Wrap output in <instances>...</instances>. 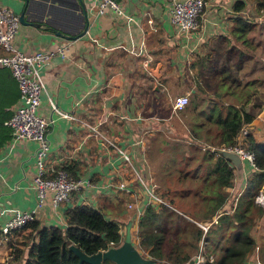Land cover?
Masks as SVG:
<instances>
[{
	"label": "crops",
	"instance_id": "0c3cea01",
	"mask_svg": "<svg viewBox=\"0 0 264 264\" xmlns=\"http://www.w3.org/2000/svg\"><path fill=\"white\" fill-rule=\"evenodd\" d=\"M205 1L197 27L177 34L169 23L167 0H117L120 13L108 8L99 13L94 0H0V5L17 14L23 10L27 23H19L13 38L18 49L30 53L64 48L63 56L54 54L40 68L44 91L36 111L46 120L52 119L46 135L47 160L56 159L68 166L72 175L89 182L56 208L51 206L48 192L35 214L39 225L64 227L65 209L88 203L99 208L107 219L123 224L131 220V238L132 232H136V210L142 212L145 197L120 157L111 148H103L83 122L95 126L124 148L141 173L152 179L146 162L147 149L156 142L158 132L208 146L207 140L214 139L218 130L212 120V108L227 102L223 100L224 93L230 99L233 97L234 84L240 89L252 82L247 91L251 90L253 96L260 91L264 96V42L253 56L236 46V39L230 34L233 17L254 16L253 2ZM259 12H255L257 19L264 16L262 8ZM250 21L255 22L254 18ZM249 42L247 38L243 46L253 48ZM239 49L242 58L237 57ZM245 66L248 70L243 82L237 83L234 77L229 81V72ZM8 85L2 82V91ZM11 85L16 89L14 82ZM260 87L262 91L258 90ZM180 94H186L188 102L177 112L168 100ZM48 99L57 110L72 118L58 116ZM14 103L5 108L0 103L2 114L8 110L11 113ZM181 110L183 114L177 117ZM246 132L264 142V98L255 117L246 124ZM9 142L7 130L0 127V226L9 215L6 208L28 209L35 204V143ZM251 171L252 167L243 160L240 168H234L220 210L230 211L234 207ZM120 181L129 185L128 191L115 187ZM128 202L130 208L126 207ZM263 225L264 219L256 227L264 229ZM255 231L253 234L258 235L259 230ZM26 233L21 227L6 238L0 237V264L10 258L16 243L25 240ZM240 264H263L257 258V248L248 252Z\"/></svg>",
	"mask_w": 264,
	"mask_h": 264
},
{
	"label": "trees",
	"instance_id": "16d2710c",
	"mask_svg": "<svg viewBox=\"0 0 264 264\" xmlns=\"http://www.w3.org/2000/svg\"><path fill=\"white\" fill-rule=\"evenodd\" d=\"M243 2L238 0L234 4ZM232 21L230 34L245 45V34L254 28L255 22L240 15L233 17ZM237 57H243L240 49ZM2 82L9 84L4 91ZM13 82L15 84L9 71L0 67V103L3 108L17 102L18 91L16 84L13 90ZM248 83L252 85V82ZM245 93L234 92L232 99L237 102L227 101L212 108V120L218 130L214 139L207 140L208 146L161 134V147L157 148L160 157L151 175L154 183L164 189L171 207L146 203L136 220L134 245L142 256L153 260L150 264H183L193 257L200 241L205 258L197 264H240L254 248H257L258 260L264 264V246H261L264 229L256 227L264 219V206L254 202V196L264 187V142L256 141L250 132L241 138L240 146L252 153L254 168L245 178L230 211L220 208L226 196L225 189L231 185L235 166L212 150L235 146L239 129L255 117L264 96L257 95L258 100L251 101L245 108L243 102L248 98ZM239 102L240 105L232 104ZM2 112L0 110V127L10 113L9 110ZM193 135L195 137V133ZM146 162L149 164L148 156ZM63 167L72 175L68 166ZM203 221L209 223L202 233L197 222ZM64 223V227L39 225L35 219L26 223L22 227L27 230L26 238L16 243L11 262L76 264V255L67 248L69 243L90 254L119 244L123 236L119 222L107 219L99 208L88 203L66 208ZM255 229L259 230L258 235L253 234ZM208 254L211 259L206 258ZM103 264L113 263L104 260Z\"/></svg>",
	"mask_w": 264,
	"mask_h": 264
},
{
	"label": "built area",
	"instance_id": "2783aa9c",
	"mask_svg": "<svg viewBox=\"0 0 264 264\" xmlns=\"http://www.w3.org/2000/svg\"><path fill=\"white\" fill-rule=\"evenodd\" d=\"M167 1L170 6L169 23L175 33L185 34L197 27L199 16L206 5L205 0ZM94 5L99 13H103L106 8L116 13L121 12L117 0H94ZM18 26L17 13L7 6L0 5V67H4L9 71L18 91L16 105L9 116L3 120L1 126L7 130L10 136V145L16 140H30L35 143L33 150L34 174L32 176L35 204L28 209L6 208L5 210L9 212V215L0 226L1 238H6L7 234L33 220L48 192H50L51 206L56 208L60 203L68 200L72 193L80 192L89 184L87 179L71 175L62 164L56 162V159L47 160L46 155L49 144L46 135L52 119L46 120L36 111L40 95L44 91L40 68L46 65L54 54L59 53L63 56L64 48L55 47L45 51L24 52L13 43ZM48 103L58 116L72 118L70 114L57 110L50 99H48ZM168 103L173 110L181 109L187 103V95H177L170 98ZM83 123L90 128L103 148H111L120 157L122 163L129 169L131 176L136 181L139 191L144 195L145 204L170 206L163 197L164 195L162 196L155 189L152 179L146 178L140 169L133 164L131 156L124 148L114 143L111 138L95 126L86 122ZM246 133V125H244L236 134L237 143L235 146L221 147L235 152L241 160L246 161L249 166L254 168L252 153L240 146L241 138ZM128 186L122 181L115 183L116 188L125 189L126 191L129 190L126 188ZM254 202L264 206V187L254 196ZM126 207L130 208L131 203L128 202ZM140 214L141 212L136 210L135 218L137 219ZM208 223L206 221L197 222L202 233L205 232ZM10 258L3 260L1 264H13ZM192 258L193 264H197L205 258L202 254L201 241ZM206 258L211 259V255L208 254Z\"/></svg>",
	"mask_w": 264,
	"mask_h": 264
},
{
	"label": "water",
	"instance_id": "95a60500",
	"mask_svg": "<svg viewBox=\"0 0 264 264\" xmlns=\"http://www.w3.org/2000/svg\"><path fill=\"white\" fill-rule=\"evenodd\" d=\"M17 15L19 23H27L23 18V10H20ZM84 31L85 27L82 28L80 33L82 34ZM212 150L220 154L227 162L235 166V168L241 167L242 160L235 152L226 150L221 146L212 148ZM67 248L76 255V264H81V262H86L88 264H103L104 260H108L113 264H150L153 262L152 259L142 256L134 245L131 238V220H127L124 223L122 239L120 243L115 246L99 249L90 254L84 253L73 243H69ZM183 264H193V258H189Z\"/></svg>",
	"mask_w": 264,
	"mask_h": 264
},
{
	"label": "rangeland",
	"instance_id": "374dc122",
	"mask_svg": "<svg viewBox=\"0 0 264 264\" xmlns=\"http://www.w3.org/2000/svg\"><path fill=\"white\" fill-rule=\"evenodd\" d=\"M252 2H253V4H254V9L256 10L255 12H258V15H259V9H261L262 8V11L264 12V0H251ZM254 12V16H249V17H247L248 19H250V20H253V18H254V20H255V26H254V28H252L251 30H249L247 33H246V36L247 37H245V38H248V39H250L251 40V44L252 45H254L253 46V48H249V47H244L241 43H239L237 40H234V44L236 45V46H238L239 48H242L243 50H244V52H248V54H252L253 56H255L256 55V51H257V49H259L261 46L260 45H262V43L264 42V16H261L260 18H259V16H258V19L256 18V16L257 15H255L256 13ZM258 44V45H257ZM214 54V53H213ZM258 55V54H257ZM263 55V54H262ZM232 60H234V58L232 59ZM260 64H262V63H260ZM256 67H259L258 65L256 66ZM237 68V67H236ZM248 68V66H245L242 70H235V71H231V72H229V81H230V79L232 78V77H234L233 79H235L236 80V82L238 83V82H243L244 80H245V78L246 77H244V75L246 74V72H247V69ZM261 68V67H260ZM259 68V69H260ZM235 69V68H234ZM262 69V68H261ZM211 71V75L213 74V71L212 70H210ZM261 74H264V72L263 73H261ZM263 76V75H262ZM256 84H257V82H256ZM241 85H243L242 83L240 84V86ZM251 84H249V83H245L243 86H242V88H240V89H236L237 87H235V84H234V89H235V92H237V94H239V91H242V94L244 93V92H246L245 94L247 95V100H244V102H243V105H244V107L245 108H247L248 107V105H249V103L251 102V101H255V100H258V97H257V95L259 96L260 94H261V92L259 91V94H257V95H251L250 94V91L251 90H249V91H247L248 90V88H251ZM253 88V87H252ZM211 89L212 88H209V90L211 91ZM258 90H261L262 91V87H260ZM262 95V94H261ZM223 100H226V101H229V102H232V98L230 99V95L229 94H227V93H224L223 94ZM246 98V96L244 95L243 96V98ZM243 98L241 99V100H243ZM188 102V101H187ZM247 102H249V103H247ZM263 102V99H262V101H261V103ZM241 104V102H239V103H237V105H240ZM261 107V106H260ZM260 109V108H259ZM187 110V109H186ZM177 112H179V110H176ZM184 111V110H183ZM183 111L181 110V113L179 114L178 113V115H177V117H181V115L183 114ZM174 119V118H173ZM175 120L177 121V123H179V121H178V119H176V117H175ZM2 127V126H1ZM212 131H215V129L214 128H212L211 129ZM162 133L161 132H158V134L154 137V138H156V140H157V142H153V144L151 143V144H149V146H148V150H147V156H148V165H149V168H151V171L153 172V169H156L155 167H156V161L158 160V157H160L159 155H158V151H157V148L158 147H161L160 146V138H161V135ZM171 134V133H170ZM175 137H177L176 135H175ZM203 139L205 138L204 136L202 137ZM128 153V152H127ZM200 152H197L196 154H199ZM129 154V153H128ZM130 155V154H129ZM152 157V158H151ZM243 162H245L244 160H243ZM154 173V172H153ZM150 174H152V173H150ZM151 178H152V182H154L153 181V177H152V175H151ZM159 186L157 185V187H155V189L158 191V192H160L161 194H162V196L167 200V195L164 193V189H160L161 187H159ZM120 225H121V231L123 232V223H120ZM264 231V230H263ZM26 236V235H25ZM24 236V239L26 238ZM264 237V236H263ZM132 241H133V243L136 245V236H135V232H132ZM261 241H262V244H261V246H264V238H261Z\"/></svg>",
	"mask_w": 264,
	"mask_h": 264
}]
</instances>
